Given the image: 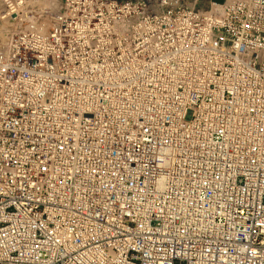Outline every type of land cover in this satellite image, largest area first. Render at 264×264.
Masks as SVG:
<instances>
[{
	"label": "built area",
	"instance_id": "obj_1",
	"mask_svg": "<svg viewBox=\"0 0 264 264\" xmlns=\"http://www.w3.org/2000/svg\"><path fill=\"white\" fill-rule=\"evenodd\" d=\"M0 264H264V0H0Z\"/></svg>",
	"mask_w": 264,
	"mask_h": 264
}]
</instances>
